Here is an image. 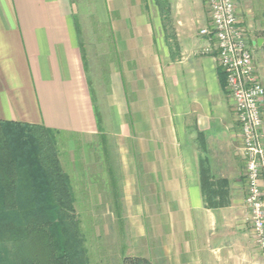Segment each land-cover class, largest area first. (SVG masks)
Listing matches in <instances>:
<instances>
[{"label": "crops", "instance_id": "0c3cea01", "mask_svg": "<svg viewBox=\"0 0 264 264\" xmlns=\"http://www.w3.org/2000/svg\"><path fill=\"white\" fill-rule=\"evenodd\" d=\"M236 13L264 84V0H237ZM209 23L205 0H94L91 11L78 0H0V120L104 136L82 39L105 44L99 77L128 142L125 166L140 171L157 215L156 238L125 256L151 264H264L244 205L239 126L214 40L199 33ZM207 195L224 205L207 206Z\"/></svg>", "mask_w": 264, "mask_h": 264}, {"label": "rangeland", "instance_id": "374dc122", "mask_svg": "<svg viewBox=\"0 0 264 264\" xmlns=\"http://www.w3.org/2000/svg\"><path fill=\"white\" fill-rule=\"evenodd\" d=\"M78 1L86 4L90 11L93 9L94 0ZM242 27L252 50L254 35ZM91 28L87 19H83L82 29L88 32ZM82 41L93 100L105 134L99 131L82 136L57 131L55 144L61 167L73 190L89 264H121L126 254L142 253L143 240L156 238L157 215L143 197L140 171L131 174L125 166L130 153L126 152L128 142L119 135V122L113 117L105 96L106 80L99 77L106 71L109 60L108 55L101 53L105 44L101 45L93 37ZM4 249L5 260L0 264H14L11 245L6 244Z\"/></svg>", "mask_w": 264, "mask_h": 264}, {"label": "trees", "instance_id": "16d2710c", "mask_svg": "<svg viewBox=\"0 0 264 264\" xmlns=\"http://www.w3.org/2000/svg\"><path fill=\"white\" fill-rule=\"evenodd\" d=\"M55 132L41 124L0 120V263L10 244L14 264H89ZM206 179L203 188L214 191ZM210 195L205 197L207 206L224 205L225 199ZM121 264L150 262L123 256Z\"/></svg>", "mask_w": 264, "mask_h": 264}, {"label": "built area", "instance_id": "2783aa9c", "mask_svg": "<svg viewBox=\"0 0 264 264\" xmlns=\"http://www.w3.org/2000/svg\"><path fill=\"white\" fill-rule=\"evenodd\" d=\"M210 23L199 33L214 40L217 65L239 126L245 163L244 203L254 241L264 260V84L253 62L236 0H205Z\"/></svg>", "mask_w": 264, "mask_h": 264}, {"label": "water", "instance_id": "95a60500", "mask_svg": "<svg viewBox=\"0 0 264 264\" xmlns=\"http://www.w3.org/2000/svg\"><path fill=\"white\" fill-rule=\"evenodd\" d=\"M260 40H258V42H259Z\"/></svg>", "mask_w": 264, "mask_h": 264}]
</instances>
